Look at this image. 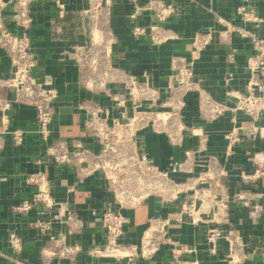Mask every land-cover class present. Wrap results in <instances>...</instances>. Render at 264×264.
<instances>
[{
  "label": "built area",
  "instance_id": "built-area-1",
  "mask_svg": "<svg viewBox=\"0 0 264 264\" xmlns=\"http://www.w3.org/2000/svg\"><path fill=\"white\" fill-rule=\"evenodd\" d=\"M34 1L0 0V49L10 63L9 72L0 76V86L12 93L11 99L0 101L3 125L0 152L4 134L9 133L16 145L23 140V130L9 129L6 112L11 103H21L33 108L35 131L52 163L70 168L78 182L86 177H98L104 192V203L97 215L103 242L89 248L92 260L87 264H99V259H109L115 264H141L152 261L165 245L168 258L162 264H199L197 259L184 257L190 248L170 236L172 217L169 215L151 218L138 242L124 240L128 223L124 210L138 207L150 198L174 204L177 220L201 225L211 252L224 241L228 263L247 259L252 250L248 249L240 230L230 223V210L247 206L264 195V169L260 165L235 166L232 171L225 166L208 151V133L202 124H190L184 111L191 101L196 104L203 122L227 116L229 124L222 131L227 157L244 140L249 141L252 148L255 146V139L262 132L259 120L264 111V15L256 5L259 0H241L235 7L239 23L215 14L217 28L196 31L188 53H174L170 57L163 90L154 87L147 76L139 78L113 64L115 36L107 20L111 0H90V7L82 12L88 18L89 29L80 41L70 44L64 55L74 62L84 87L109 93L108 105L87 99L76 106L83 113V134L98 144L95 151L79 138L52 137L58 90L49 75L35 74L38 59L28 33ZM51 1L57 17L51 21L52 32L58 36L62 32L60 19L65 13L66 0ZM128 1L135 12L143 8L154 18L149 25H135L131 30L134 36L148 35L152 45L175 37L164 24L179 11L176 3L147 0L140 6L139 0ZM8 17L15 30L8 26ZM214 38L222 43H231L234 38L250 46L245 59V88L226 91L227 101L215 99L194 79L195 63ZM226 59L234 61L233 48ZM146 132L163 135L173 147H182L185 138L193 136L196 146L184 149L181 159L166 170L143 153L141 137ZM245 153L250 155L251 150L246 149ZM24 181L36 189L13 209L17 212L37 210V216L29 224L46 239L40 249L41 258L45 262L73 261L81 250L79 236L84 221L67 201L57 200L52 195L45 173H29ZM229 187L234 190L230 192ZM73 189L72 185L67 187L69 192ZM92 214L96 212L93 210ZM54 224L62 230L55 231ZM69 236L74 239L69 241ZM8 243L15 253L21 251L22 241L17 233L8 234ZM262 257L264 262V254Z\"/></svg>",
  "mask_w": 264,
  "mask_h": 264
},
{
  "label": "crops",
  "instance_id": "crops-1",
  "mask_svg": "<svg viewBox=\"0 0 264 264\" xmlns=\"http://www.w3.org/2000/svg\"><path fill=\"white\" fill-rule=\"evenodd\" d=\"M147 0H139L143 6ZM176 3L179 11L164 24L175 37L161 44L152 45L148 35L134 36L131 33L135 25L146 26L154 22L149 10L139 8L135 12L133 4L128 0H111L108 23L115 36L112 45V62L117 67L139 78L147 76L149 82L163 90L169 73V60L174 53H188L191 37L196 31H207L217 28L215 14H219L234 23H239L235 7L241 0H165ZM90 0H66L65 13L60 19L62 32L58 36L52 32L51 21L57 19L56 8L51 0H35L31 6L32 24L28 29L38 65L37 75H49L58 90L55 102L56 114L52 121V137L79 138L92 150L98 144L83 134V113L76 106L83 100H96L108 105V91H94L84 87L79 80V71L74 62L64 55L74 41H80L89 29L87 16L82 12L90 7ZM258 10L264 15V0L256 3ZM7 24L16 29L8 17ZM264 33V29L262 31ZM234 49V61L226 59L230 49ZM250 46L244 41L232 39L231 43H222L216 38L201 52L195 63L194 79L215 99L227 101L226 91L237 89L243 91L247 78L245 59ZM10 69L6 54L0 49V76H5ZM11 91L0 86V101L9 100ZM9 129L24 131L23 140L16 145L9 133L4 134L3 147L0 152V264L17 261L19 264H87L92 260L88 254L90 247L100 245L103 238L97 224V215L104 203V192L97 176H90L77 181L66 166L52 163L43 151V144L35 131L34 110L28 105L11 103L7 109ZM114 113V112H113ZM186 121L190 124L200 123L208 133L207 149L215 154L228 168L235 166L251 167L260 165L264 169V111L259 120L262 132L255 139L254 147L249 141L236 145L234 153L224 155L225 140L222 135L228 127V119L221 117L216 121L203 122L199 119L196 104L190 101L184 111ZM0 117V130L2 129ZM143 153L162 168L169 170L171 163L181 159L183 150L195 148L196 139L187 136L182 147L169 145L163 135L150 132L141 137ZM250 149V155L245 153ZM42 171L46 174L52 195L57 200H64L72 206L84 221L79 236L81 250L73 261H43L40 249L45 237L37 234L29 222L37 216L35 208L17 212L15 205L28 198L36 189L24 181L25 175ZM72 185L73 191H67ZM230 192L234 189L229 187ZM96 215L92 214V211ZM177 207L172 203H162L154 198L142 205L124 210L128 218L125 228V241L138 242L151 218L170 216V236L179 243L190 248L184 257L197 259L199 264H232L226 259L227 245L224 241L217 244L211 252L203 237V227L185 220H177ZM230 223L244 235L247 247L252 253L247 259H240L233 264H264V195L253 199L247 206H235L230 210ZM55 231L62 230L58 224ZM17 233L22 241V249L15 253L8 243V234ZM74 238L68 237L69 241ZM167 246L165 245L152 261L141 264H162L167 262ZM99 264H115L109 259H99Z\"/></svg>",
  "mask_w": 264,
  "mask_h": 264
}]
</instances>
